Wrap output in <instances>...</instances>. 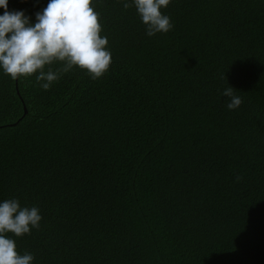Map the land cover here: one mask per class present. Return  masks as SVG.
<instances>
[{"label":"trees","instance_id":"1","mask_svg":"<svg viewBox=\"0 0 264 264\" xmlns=\"http://www.w3.org/2000/svg\"><path fill=\"white\" fill-rule=\"evenodd\" d=\"M56 1L0 0V264H264V0Z\"/></svg>","mask_w":264,"mask_h":264},{"label":"water","instance_id":"2","mask_svg":"<svg viewBox=\"0 0 264 264\" xmlns=\"http://www.w3.org/2000/svg\"><path fill=\"white\" fill-rule=\"evenodd\" d=\"M58 1H59V0L56 1V4L58 3ZM56 4L54 5V7L56 6ZM18 72H19V67H18V69H17V74H18ZM25 111H26V108H25Z\"/></svg>","mask_w":264,"mask_h":264}]
</instances>
